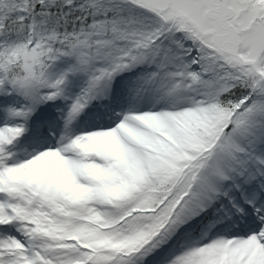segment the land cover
<instances>
[{"label":"snow or ice","instance_id":"1","mask_svg":"<svg viewBox=\"0 0 264 264\" xmlns=\"http://www.w3.org/2000/svg\"><path fill=\"white\" fill-rule=\"evenodd\" d=\"M0 264H264V0H0Z\"/></svg>","mask_w":264,"mask_h":264}]
</instances>
